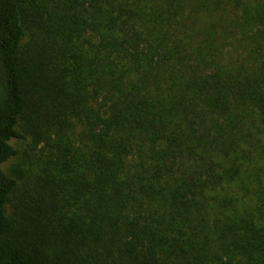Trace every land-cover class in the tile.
<instances>
[{
  "label": "trees",
  "instance_id": "1",
  "mask_svg": "<svg viewBox=\"0 0 264 264\" xmlns=\"http://www.w3.org/2000/svg\"><path fill=\"white\" fill-rule=\"evenodd\" d=\"M0 264H264V0H0Z\"/></svg>",
  "mask_w": 264,
  "mask_h": 264
},
{
  "label": "rangeland",
  "instance_id": "2",
  "mask_svg": "<svg viewBox=\"0 0 264 264\" xmlns=\"http://www.w3.org/2000/svg\"><path fill=\"white\" fill-rule=\"evenodd\" d=\"M0 167H2L3 169H7V165H2Z\"/></svg>",
  "mask_w": 264,
  "mask_h": 264
}]
</instances>
